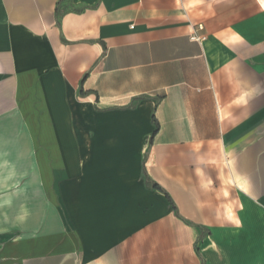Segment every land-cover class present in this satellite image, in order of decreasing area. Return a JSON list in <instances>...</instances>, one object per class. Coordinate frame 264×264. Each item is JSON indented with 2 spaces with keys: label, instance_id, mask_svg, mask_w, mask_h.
Returning <instances> with one entry per match:
<instances>
[{
  "label": "crops",
  "instance_id": "0c3cea01",
  "mask_svg": "<svg viewBox=\"0 0 264 264\" xmlns=\"http://www.w3.org/2000/svg\"><path fill=\"white\" fill-rule=\"evenodd\" d=\"M0 264H264V0H0Z\"/></svg>",
  "mask_w": 264,
  "mask_h": 264
},
{
  "label": "trees",
  "instance_id": "16d2710c",
  "mask_svg": "<svg viewBox=\"0 0 264 264\" xmlns=\"http://www.w3.org/2000/svg\"><path fill=\"white\" fill-rule=\"evenodd\" d=\"M60 4H61V2H59V3L57 4V6H56V10H55V17H56V23H57V25H59V17L61 16V13H60ZM143 176L145 177V173H144V172H143ZM155 187H156V189L162 191V189L159 188V187H157L156 185H155ZM162 192H163V191H162ZM166 197L168 198L169 203H170L171 207L173 208V210H174V212H175V214H176V207L174 206V204H173V202L171 201V199L169 198V196L166 195ZM176 215H177V214H176Z\"/></svg>",
  "mask_w": 264,
  "mask_h": 264
},
{
  "label": "built area",
  "instance_id": "2783aa9c",
  "mask_svg": "<svg viewBox=\"0 0 264 264\" xmlns=\"http://www.w3.org/2000/svg\"><path fill=\"white\" fill-rule=\"evenodd\" d=\"M192 39L195 40V41H200V40H201V38L198 37V36H196V35H194V36L192 37Z\"/></svg>",
  "mask_w": 264,
  "mask_h": 264
}]
</instances>
